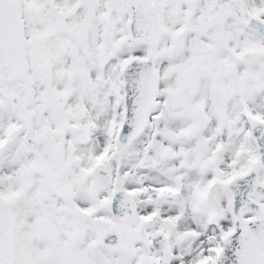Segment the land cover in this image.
Returning a JSON list of instances; mask_svg holds the SVG:
<instances>
[{
	"label": "snow or ice",
	"instance_id": "obj_1",
	"mask_svg": "<svg viewBox=\"0 0 264 264\" xmlns=\"http://www.w3.org/2000/svg\"><path fill=\"white\" fill-rule=\"evenodd\" d=\"M0 264H264V0H0Z\"/></svg>",
	"mask_w": 264,
	"mask_h": 264
}]
</instances>
